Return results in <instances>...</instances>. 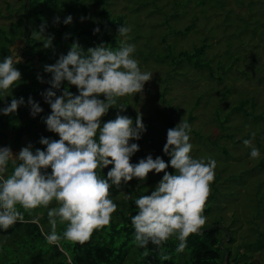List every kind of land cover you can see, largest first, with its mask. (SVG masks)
Wrapping results in <instances>:
<instances>
[{
  "label": "rangeland",
  "instance_id": "rangeland-1",
  "mask_svg": "<svg viewBox=\"0 0 264 264\" xmlns=\"http://www.w3.org/2000/svg\"><path fill=\"white\" fill-rule=\"evenodd\" d=\"M26 1L0 0V25L5 31L9 21L29 15L22 29L18 28L13 38H9L13 41L10 42V50L15 49L16 44L17 55L24 63L19 65L25 66L29 62L27 59H34V51H46L42 47V39L38 41L31 33L38 30L41 23H46L50 30L54 28L52 20L55 16L63 20L71 10L78 14L89 10V15L93 16L81 24H85L89 29L92 27L90 25L102 24L99 20L103 18L98 17V10L102 5H93L98 0H55L48 3L39 0L40 2H36L30 10L22 12L19 5ZM107 2L105 7L109 15L121 16L123 26L131 28L127 37L120 36L117 30H112L111 35L120 42L134 44V56L140 62L141 69L153 73V80L145 85L143 94L125 96L117 102V107L121 104L126 107L122 114L130 116L133 120L137 113H142L143 123L146 125L147 131L142 138L132 141L140 147V151L133 156L137 158L132 162L136 163L149 153L153 158L161 156L168 161L169 157L162 152L166 142V130L169 128L166 120L170 118L176 125L180 120H187L188 114L191 115L193 119L188 122L191 131L199 133V136H194L190 132L192 156L212 157L217 161L215 182L211 185L213 200L209 199L206 204V207H210L209 214L205 215L208 217L207 223L219 221L217 226L226 230L219 233L221 248H229L232 254L236 250L244 253L245 257L241 259L243 264H264V0ZM68 7L70 9H67ZM11 10L17 12L15 16ZM93 10L97 11V16L92 13ZM73 22L77 21L73 19ZM79 23H72L70 29H73V25L80 27ZM186 27L190 30L182 34L177 33ZM47 32L46 29L45 34ZM104 35L105 31H100L93 34L92 40L89 38L87 42H83L82 38L77 40L87 49L103 42ZM8 36L10 37L9 34ZM0 40L4 42L1 37ZM69 42L72 44L73 41ZM202 42L206 45L202 61H209L211 77L208 70L196 69L190 63L182 61L181 65L176 64L178 51H191L193 47L202 45ZM119 46L120 43H117L114 49ZM68 50L69 47L63 54ZM56 60L54 59L53 63ZM48 63L49 61H46L40 66H33L32 71L27 69L24 72L21 71V66H18L22 80L17 82L12 96L11 92L6 94L10 96L6 101L9 102L12 97H24L26 90L37 89V86L42 84L33 83L32 72H38L46 81L49 80L51 74L43 71L44 65ZM65 87L70 86L66 84ZM69 90L76 92L74 86ZM0 99H3L2 95ZM33 99L43 107L44 100L39 93ZM242 102L246 103L242 111L235 112L234 108ZM2 104L4 102L0 101V105ZM19 109L24 112L27 107L21 106ZM116 111L117 109H110L103 120L114 119ZM35 129L40 134L46 133V137L58 139L54 133L46 131L42 120ZM5 132L7 138L0 143V147L10 146L14 153L28 143L43 148L33 136L22 137L19 143L14 145L11 132ZM252 132L256 133L253 144L260 150V157L255 160L250 158V149L242 143ZM152 140L159 141V146H155ZM10 169L11 164L9 172ZM107 171L108 168H105L101 175H106ZM168 171L172 172L173 169L169 168ZM162 175L163 173H150L144 182L133 179L127 185H122L119 190L113 187L111 198L118 204V209L112 219H118L120 213L126 211L130 201L125 200L126 193L134 198L133 192L129 190L132 186L133 190L138 188L142 195L150 194ZM34 218L39 219V228L42 225L44 230L50 231L47 209L38 208L31 212L29 219L32 221ZM63 230L64 225H58L57 231L62 233ZM257 231L261 237H258ZM227 236L233 239L230 244L227 242ZM258 238L262 244L253 247V241ZM3 239L0 238V258L6 257L13 264L28 263L29 253L18 245L14 247L12 244L15 241L1 245L6 241ZM245 243H251V247H244ZM135 250V247H129L128 256L122 264H127V261L132 263L136 255ZM7 263L0 261V264Z\"/></svg>",
  "mask_w": 264,
  "mask_h": 264
},
{
  "label": "clouds",
  "instance_id": "clouds-1",
  "mask_svg": "<svg viewBox=\"0 0 264 264\" xmlns=\"http://www.w3.org/2000/svg\"><path fill=\"white\" fill-rule=\"evenodd\" d=\"M80 21L88 19L81 16ZM73 16L67 15L61 21L59 16L53 25H71ZM47 25L41 23L31 34L44 49L53 48V34H45ZM130 27L118 26L117 33L127 37ZM100 28L93 29V34ZM70 34H65L67 39ZM101 42L85 49L74 40L66 54H61L53 64L43 67L50 73L47 81L40 74L36 79L47 83L49 88L40 93L50 108V114L41 120L46 131L58 139L40 137L43 148L28 143L14 153L10 146L0 147V230L7 231L17 222H25L24 212L31 214L38 208L47 209L50 231L40 226L46 244L56 246L72 264L71 255L63 248L62 241L71 246H83L97 230L109 227L118 204L112 197V188L121 189L133 179L144 182L150 173L162 177L150 194L133 198L125 194V200H134L137 209L131 216L133 243L144 249L142 258L149 256L148 245L155 246L162 261L171 259L165 249L169 240L178 241L175 252L184 253L191 235H203L201 231L208 220L204 215L211 185L215 182L217 161L212 157L192 156L190 143L191 125L180 120L166 130V142L162 152L168 156L153 158L151 153L132 162L140 151L138 143L147 131L143 114L135 119L122 114L126 107H117L119 98L143 94L145 85L153 80V73L142 70L135 58L136 46L125 41L118 48H111ZM23 45H20L22 47ZM15 49L17 46L15 44ZM16 56L17 51H16ZM21 63L12 55L0 61V95L4 106L0 114L17 113L21 106L29 109L35 118L43 112L39 102L31 96L12 97L6 101L22 80V73L16 67ZM75 87L73 93L65 85ZM59 93V94H58ZM103 97V98H101ZM110 109H117L115 118L103 120ZM256 133H250L242 141L250 149L251 159H259L260 150L253 144ZM11 172L9 173V165ZM111 166V167H109ZM108 168L106 175L103 170ZM173 169L169 172L168 169ZM55 204L56 206H51ZM22 208L24 212L19 209ZM33 223L39 225V219ZM58 225H64L62 233Z\"/></svg>",
  "mask_w": 264,
  "mask_h": 264
},
{
  "label": "trees",
  "instance_id": "trees-1",
  "mask_svg": "<svg viewBox=\"0 0 264 264\" xmlns=\"http://www.w3.org/2000/svg\"><path fill=\"white\" fill-rule=\"evenodd\" d=\"M40 1H43L45 3L55 2V0ZM40 1L27 0L26 3L23 2L22 4H20L19 8L22 9V12H26V10H30L31 7L36 4V2ZM107 1L109 0H98V2L96 1L95 3H93V5H102L98 10V17L103 18V20L107 18L109 19L105 21L99 20L100 22L102 21V24L90 25L92 27L89 29V27L85 24H81L82 22L79 19L81 16L91 18L93 15H89V10H87V12L86 10H83V12L79 14L72 10L69 11L70 13H67L66 16L71 14L73 16V19H75L77 22H80V27H76L73 25V29H70V25H64L63 23H60L59 26L55 25L51 30L49 29V27H46V29L48 30L47 34L54 35V47L46 49L45 52H42L41 50L34 51L33 55L30 52L34 59H27L26 61L29 62H27L25 66L17 64L16 67L21 66V69H23L21 71L24 72L27 69L32 71L33 66H40L46 61H49V63H53L54 59H58V57L63 54L65 50H67V47H70L71 44L69 41H74L81 38L83 42H87L89 38L90 40H92L93 29L96 27H99L100 31H105L103 42L107 44L106 46L114 48L117 43H120V41L112 36L111 32L112 30H117V25H123L122 17L109 15V11L105 7V5L108 3ZM7 5L6 8H8L9 6ZM67 9L70 8L68 7ZM12 12L14 13V11ZM95 12L97 13V11L95 10L92 11L94 15H96ZM16 13L17 12L15 11L14 16ZM9 15L10 14H8L7 17H9ZM28 19L29 15L25 17L22 16L16 21H9L7 25V31L1 28L2 26L0 25V37L4 41L1 42L0 40V61H2V59L7 55H12L14 57L16 56L17 49L10 50V42L13 41H10L9 38H13V34L15 33V31H17L18 28L22 29ZM88 20L89 18L84 21ZM77 22L72 23L76 24ZM107 30L108 32H106ZM189 30V27H186L184 30H182V32L177 31V33L182 34ZM8 34L10 35V37L8 36ZM65 34H70L67 39L64 38ZM7 44L10 45L8 46ZM205 46L206 45L204 44V42H202V45H200L199 47H193L191 51H178V53L176 54V59L178 60L176 64L181 65L182 61L188 64L190 63L192 67L196 69L203 68L208 70L209 77H211V68L209 61H202L203 49L205 48ZM21 64L24 63L21 62ZM36 73L39 74L38 72ZM37 74H34L32 72V81L34 84L39 83L36 79ZM44 80L46 81V79ZM49 87L50 86L47 83H42L41 85L37 86V89L35 88L34 90H26V95L24 94L25 101H27L29 96L34 98L36 94H40L42 91ZM244 105H246V103L242 102L240 106L234 108L235 112L242 111V107H244ZM3 106L4 104L0 105V107ZM42 108L43 112L38 114L35 118L30 117L28 107L24 112L18 109L17 113L15 114L7 116L0 114V143L6 141V130H9L11 132V139L14 145L18 144L22 137L31 138L33 136L34 139L38 140L42 136L46 137V133L40 134V132H36L37 129H35V126L41 121V117L44 116V114H50V108L45 102ZM192 119L193 117L188 114L187 122L191 121ZM166 123L169 128L175 126L172 119L170 118L166 120ZM191 133H193L194 136H199V133L197 132L191 131ZM153 144L158 147L159 141H153ZM136 158L137 157H132V160H135ZM10 170H12V168ZM149 181L150 180H148V183ZM129 190L133 192L134 199L142 196V193H139L138 188H135V190H133L132 186ZM209 199H212V194L210 195L208 200ZM19 210L21 212H24L22 208H20ZM209 210L210 207L207 206L205 208L204 215L209 214ZM136 211L137 209L134 205V200H130L126 206V211L124 213H120L118 219H112L109 227L95 231L91 240L83 246L79 244L71 246L68 242L62 241L61 243L64 250L68 252L72 257V264H122L125 258H127L128 250L131 246L136 248V250L134 251V254L136 255L132 259V263L127 261V264H243V262H241V259L242 257H245L244 253H239L238 250H236L234 254H232L229 248H221V238L219 237V233L222 230H226L224 228H221L220 226H217L219 221L216 220H213L205 225V227L201 230L203 232V235H191L188 238V246L185 249L184 253L177 254L175 252V247L178 241H176L175 238H172L164 246L167 252L171 254V259L167 261L160 260L156 248L152 244L148 245V249L150 252L149 256L146 258H142L141 253L144 251V249L134 246L135 244L133 243L134 230L131 226V216L134 215ZM29 215L30 214L28 212H24L25 222H17L7 231L0 230V238H4L3 240H6L1 245H8L12 241H15L14 244H12L14 245V247L18 245L20 248H23L24 251L29 253L28 263L26 264H68V259L65 256L64 252H62L56 246L46 244L45 238L41 234V230L38 224L33 223L29 219ZM255 228L257 229V226H255ZM44 231L48 232L47 230ZM257 234L258 237H261V234L258 233V231ZM227 237V242L228 244H230L233 239L229 236ZM261 244L262 242L259 240V238L258 240L255 239L253 241V247H259ZM244 247H251V243H245ZM9 260L10 259L6 257L0 258L1 262H9L7 264H13Z\"/></svg>",
  "mask_w": 264,
  "mask_h": 264
},
{
  "label": "water",
  "instance_id": "water-1",
  "mask_svg": "<svg viewBox=\"0 0 264 264\" xmlns=\"http://www.w3.org/2000/svg\"><path fill=\"white\" fill-rule=\"evenodd\" d=\"M226 257V256H225Z\"/></svg>",
  "mask_w": 264,
  "mask_h": 264
}]
</instances>
